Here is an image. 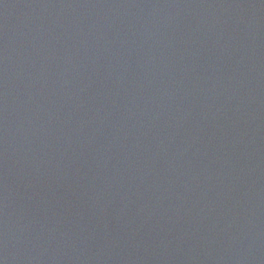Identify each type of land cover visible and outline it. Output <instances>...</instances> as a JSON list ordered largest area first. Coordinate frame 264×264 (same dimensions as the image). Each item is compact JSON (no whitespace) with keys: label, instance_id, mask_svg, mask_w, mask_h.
Masks as SVG:
<instances>
[{"label":"water","instance_id":"1","mask_svg":"<svg viewBox=\"0 0 264 264\" xmlns=\"http://www.w3.org/2000/svg\"><path fill=\"white\" fill-rule=\"evenodd\" d=\"M0 264H264V0H0Z\"/></svg>","mask_w":264,"mask_h":264}]
</instances>
